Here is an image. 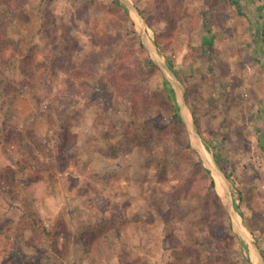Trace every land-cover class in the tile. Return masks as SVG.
<instances>
[{
  "label": "rangeland",
  "instance_id": "rangeland-1",
  "mask_svg": "<svg viewBox=\"0 0 264 264\" xmlns=\"http://www.w3.org/2000/svg\"><path fill=\"white\" fill-rule=\"evenodd\" d=\"M8 1L9 6L0 2V18L7 26L8 39L19 44L20 53L11 59L7 74L20 81L22 66L29 65L31 78L21 92L0 100V137L12 126L21 132V138L13 137L6 148L0 141V177L14 186L12 193L0 191V264H174L176 248L170 235L190 245L194 239H203L207 222L194 204L189 203L185 210L183 203H169L163 189L171 173L164 181L156 172L157 159L165 156L161 148L124 144L123 125L131 103L117 97L105 78L123 44L104 46L100 39L115 21L122 28L128 25L122 8L113 0ZM119 1L127 7L134 29L156 62L168 68L164 54L153 43L154 30L166 27L158 13V0ZM243 1L250 24L237 25L240 21L231 8L210 11L209 0L184 1L183 13L175 19L182 27L183 45L168 56L178 69L191 73L187 97L186 83L170 69L175 81L158 64V70L149 75L152 89L162 78L169 83L179 113L180 104L184 105L185 121L195 137L185 127L184 134L174 133L177 141L188 138L197 152L199 145L209 154L216 149L237 179L232 184L222 178L216 185L228 214L224 225L237 226L236 232L221 239L222 247L195 244L199 264L225 253L232 255L230 264H248V260L264 264L255 252L264 249V145L259 140H264V0ZM187 9L201 10L199 27L194 16L185 22L180 19ZM143 15L150 16L154 30ZM203 39L209 47H203ZM65 45L75 72L82 65L98 71L94 89L80 94L73 91L77 84L71 65L56 64L52 76L49 74L52 60ZM192 111L202 135L193 126ZM148 120L155 128L164 125L159 112ZM225 120L230 127L240 126L238 142H222V134L231 129L224 128ZM64 134L68 142L59 154ZM198 153L203 165L210 167ZM32 156L38 161L35 175L10 161ZM104 174L111 175L107 183ZM212 175L218 179L214 172ZM239 191L249 195V200L242 203ZM27 205L36 209L44 228L59 234L57 253L27 247L28 231L21 237L7 233L6 225L15 228L24 219ZM242 211L247 213L244 218ZM112 214L125 217L126 229L119 236L109 233L110 249L92 262L83 250L84 233ZM248 227L255 231L259 244Z\"/></svg>",
  "mask_w": 264,
  "mask_h": 264
},
{
  "label": "trees",
  "instance_id": "trees-1",
  "mask_svg": "<svg viewBox=\"0 0 264 264\" xmlns=\"http://www.w3.org/2000/svg\"><path fill=\"white\" fill-rule=\"evenodd\" d=\"M184 1L185 0L157 1L158 13L161 16V21L166 24V27L162 31L154 30L153 25H151L150 16L143 15V18L148 26L154 30V45L164 54L168 68L178 80L186 83L185 90L187 97L191 87L189 82L191 73L185 72V70H181V68L178 69L176 61L171 58V55L168 56L169 52L175 53L177 49L181 48L183 45L182 33L180 31L182 27L177 26L175 19L180 17L178 15L183 13L182 6ZM252 1L255 2V0ZM0 2L2 4H7V6L10 4L8 0H0ZM113 2L122 8L128 25L122 28L119 22L115 21L111 29L105 31L100 39L104 46H109L118 42L123 44V49L118 59H116L115 65L105 75L108 83L112 85L115 90L116 96L128 98L131 103L128 118L124 121L123 125V141L126 146L130 147L148 144L155 148H161L162 153L165 152V156H160V158L157 159L156 172L164 181L167 179L168 172L171 173L170 179L166 182V188L163 189L169 203L178 206L179 203H183L185 210L188 208L189 203L194 204L204 212V220L207 222V231L203 234V239H194L190 245H184L178 241L176 236L173 234L170 235V241L176 248L173 252L174 264H199L197 257L198 248L196 245L202 242V245L222 247L221 239L224 240L226 237L230 236V232H236L235 226L228 225V229L224 225V218L228 214L217 192L214 177L211 171L203 165L199 153L193 148L188 138L177 141L174 137V133L177 130L184 134L186 132V126L180 118L179 107L176 103L173 89L163 78L160 84L155 88L152 89L149 85V75L153 71L158 70V67L151 60L148 50L134 29L127 7L122 5L119 0H113ZM243 2V0H209L207 8L212 12H218L222 7L231 8L234 11V15L238 17V21H240L236 23L237 25H240L242 22L250 24L249 19L245 15ZM190 16L196 18L195 26L199 27L202 17L201 10L187 9L184 11L183 18L180 19H183L185 22V18H189ZM3 21L4 19L0 18V100L10 94L21 92L27 78H31V73H29L31 66L29 65L22 66V78L20 81L11 79L7 74L11 59L20 53V48L17 41H10L8 39L7 26L3 24ZM224 30V28L221 29L223 32ZM203 40V47H209V42L205 39ZM59 55L60 56L54 58L50 64L51 71L49 74L51 76L52 73H54L53 70H55L56 64L68 67L71 65V70H73L74 74L73 78L77 84V88H75V90L73 89V91L80 94L84 90L88 91L96 87L99 76L95 68L93 69L90 65H82L76 73L73 69L72 58L67 45L63 47ZM67 82H69V79H66V83ZM157 112L162 115L164 120L162 128H155L148 120L149 117L151 118V116ZM191 114L194 128L199 135H202L200 123L195 111H192ZM223 126L225 129H231H229V134L226 131L222 134V142L224 144H231V140H236L238 142L239 136L241 135L240 126L230 127L226 120ZM66 136L67 135L64 134L59 154L60 151L63 152L68 142ZM13 137L21 138V132L19 129L12 126L0 137V141L3 143L4 148L12 144ZM29 138L33 140L31 136H29ZM34 139L37 138L34 137ZM213 154L223 177L230 183L235 184L237 179L233 173L230 170L228 171L225 167L227 159L223 158L216 149H214ZM10 161L16 166L27 170L30 175H35L38 171V161L34 156L31 158H19L17 160L11 159ZM110 176L109 174L103 175L106 183ZM8 180L9 179L6 180L3 176L0 177V191L12 193L14 186H12L13 184L10 185ZM249 198V195L245 197L244 193L239 191V199L242 203H244L245 199L249 200ZM249 206L253 205L251 204ZM178 212H180V209ZM242 212L241 215L243 218L247 216L246 212ZM127 224L124 216L121 217L112 214L109 219L87 227L82 241L83 250L86 251L87 257L91 259L92 262H95L98 254H101L104 250L110 249V238L108 234L112 233L114 236H119L125 231ZM262 228L264 229V226H262ZM5 229L7 233L11 231V235L12 233L17 234L15 237H21L25 231L30 232L29 240L26 241L25 245L38 252H58L57 237L59 234L56 232L51 233L44 228L36 209L32 208L30 205H27L24 219L17 224L15 228L6 225ZM249 230L254 236L256 243L259 244V239L255 231L251 227ZM10 237L11 236L8 238ZM6 245L7 243L3 244L4 247H6ZM259 253L264 262V249H259ZM230 260H232L231 253H225L223 256H218L215 261L210 260L208 263L203 264H230ZM248 264L252 263L248 260Z\"/></svg>",
  "mask_w": 264,
  "mask_h": 264
},
{
  "label": "water",
  "instance_id": "water-1",
  "mask_svg": "<svg viewBox=\"0 0 264 264\" xmlns=\"http://www.w3.org/2000/svg\"><path fill=\"white\" fill-rule=\"evenodd\" d=\"M123 1V0H122ZM124 2V1H123ZM125 3V2H124ZM126 4V3H125ZM134 10V9H133ZM134 11H136V10H134ZM143 41V40H142ZM143 44L145 45V42L143 41ZM145 47L148 49V51H149V54H150V58L153 60V62L155 63V64H158L157 62H156V59H155V57H154V55H153V53H152V51H151V49H149V47H147V45H145ZM159 65V67L160 68H162V70H163V72H164V74H165V76L166 77H171V79L172 80H176L175 78H174V76L172 75V73L170 72V70H169V68H166V67H164V66H162V65H160V64H158ZM171 79H169V80H171ZM182 100H181V98H180V102H181ZM180 104V103H179ZM180 113H181V118H182V121L185 123V125H186V127H187V130H188V132L190 133V135L192 136L193 135V137H195L194 136V132H193V130L191 129V127H189L188 125H187V123H186V121H185V118H184V113H185V108H184V105L182 104H180ZM193 139V138H192ZM195 143V142H194ZM200 146V148L198 147H196L197 148V150H198V152H200V154L203 156V159H204V162L206 163V164H209L210 165V167H208L209 168V170L211 171V173L212 172H214L215 173V175L220 179V180H222V178H223V175H222V173H221V171H220V169H219V167H218V165H217V163H216V161H215V159H214V157H213V155L212 154H209L208 152H207V150H206V148H205V146H201V145H199ZM227 210H228V212H230V209L228 208V206H227ZM230 213H232L233 214V212H230ZM236 228H237V226H236ZM236 228H235V230H236ZM254 246V245H253ZM255 252H256V254H257V256H259L260 258H261V261H262V263H263V260H262V257H261V255H260V253L258 252V250L256 251L255 250Z\"/></svg>",
  "mask_w": 264,
  "mask_h": 264
},
{
  "label": "clouds",
  "instance_id": "clouds-1",
  "mask_svg": "<svg viewBox=\"0 0 264 264\" xmlns=\"http://www.w3.org/2000/svg\"><path fill=\"white\" fill-rule=\"evenodd\" d=\"M143 42V41H142ZM154 43V42H153ZM145 46V45H144ZM147 49V48H146ZM148 50V49H147ZM159 51V50H158ZM160 52V51H159ZM148 54H149V51H148ZM150 55V54H149ZM152 60V59H151ZM153 61V60H152ZM154 63V62H153ZM155 64V63H154ZM155 65H157V64H155ZM186 126V125H185ZM187 128V127H186ZM199 137V136H198ZM212 155H213V157H214V154L213 153H211ZM214 159H215V157H214ZM216 161V160H215ZM219 167V166H218ZM220 169V168H219ZM221 171V170H220ZM222 173V172H221ZM212 174V173H211ZM213 176V175H212ZM224 178V177H223ZM225 179V178H224ZM227 180V179H226ZM228 181V180H227ZM236 218V217H235ZM237 219V218H236ZM235 226V225H234ZM236 228V227H235ZM263 260V259H262ZM264 263V262H263Z\"/></svg>",
  "mask_w": 264,
  "mask_h": 264
},
{
  "label": "bare ground",
  "instance_id": "bare-ground-1",
  "mask_svg": "<svg viewBox=\"0 0 264 264\" xmlns=\"http://www.w3.org/2000/svg\"><path fill=\"white\" fill-rule=\"evenodd\" d=\"M214 180H215V185H217V180H219V178L217 179V178L215 177ZM219 187H220V184H219ZM219 187H218V189H220Z\"/></svg>",
  "mask_w": 264,
  "mask_h": 264
},
{
  "label": "crops",
  "instance_id": "crops-1",
  "mask_svg": "<svg viewBox=\"0 0 264 264\" xmlns=\"http://www.w3.org/2000/svg\"><path fill=\"white\" fill-rule=\"evenodd\" d=\"M259 140H260V142H262L263 145H264V140H263L262 138H260ZM263 149H264V146H263Z\"/></svg>",
  "mask_w": 264,
  "mask_h": 264
}]
</instances>
